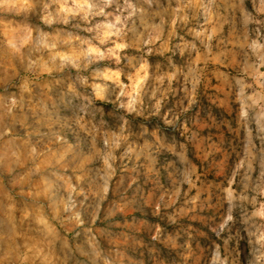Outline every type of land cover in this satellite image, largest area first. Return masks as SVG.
I'll use <instances>...</instances> for the list:
<instances>
[{
	"label": "rangeland",
	"instance_id": "rangeland-1",
	"mask_svg": "<svg viewBox=\"0 0 264 264\" xmlns=\"http://www.w3.org/2000/svg\"><path fill=\"white\" fill-rule=\"evenodd\" d=\"M0 264H264V0H0Z\"/></svg>",
	"mask_w": 264,
	"mask_h": 264
},
{
	"label": "crops",
	"instance_id": "crops-1",
	"mask_svg": "<svg viewBox=\"0 0 264 264\" xmlns=\"http://www.w3.org/2000/svg\"><path fill=\"white\" fill-rule=\"evenodd\" d=\"M246 60V59H245ZM245 62V61H244ZM239 74H241V72H239ZM219 75H220V77L221 78H223V77H227V74L225 73V72H219ZM242 75V74H241ZM229 76V75H228ZM215 77H217V73L215 72ZM217 79H219V78H217ZM207 212H209V210H207ZM206 212V213H207ZM215 216H216V213H215ZM218 216V215H217ZM219 216L221 217V215L219 214ZM206 217H208V215H206ZM222 229L223 230V226H221V224H220V226H217V229Z\"/></svg>",
	"mask_w": 264,
	"mask_h": 264
}]
</instances>
